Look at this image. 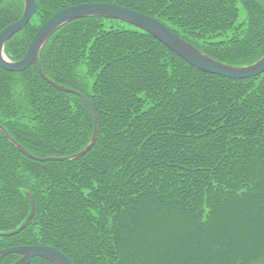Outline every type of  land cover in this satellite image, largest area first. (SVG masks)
I'll use <instances>...</instances> for the list:
<instances>
[{
	"label": "trees",
	"instance_id": "trees-1",
	"mask_svg": "<svg viewBox=\"0 0 264 264\" xmlns=\"http://www.w3.org/2000/svg\"><path fill=\"white\" fill-rule=\"evenodd\" d=\"M115 3L151 15L222 62L264 56V0H37L5 46L22 59L60 10ZM24 0H4L0 32ZM46 75L86 95L97 142L74 160L41 161L0 129V250L49 245L74 264H261L264 261V73L232 79L192 66L144 29L101 16L59 28L41 51ZM0 124L36 157L82 151L90 104L37 63L0 66ZM22 257L12 253L2 261ZM31 264H53L35 257Z\"/></svg>",
	"mask_w": 264,
	"mask_h": 264
},
{
	"label": "water",
	"instance_id": "water-1",
	"mask_svg": "<svg viewBox=\"0 0 264 264\" xmlns=\"http://www.w3.org/2000/svg\"><path fill=\"white\" fill-rule=\"evenodd\" d=\"M4 0H0V6ZM25 9L22 17L5 27L0 32V66L8 71L20 72L28 69L33 63H37L41 75L48 80L51 84L66 92L76 93L83 97L91 106L94 115V134L90 143L80 152L65 157H36L21 144H19L0 124V129L4 134L26 155L41 161H65L74 160L82 157L88 153L95 145L99 135V120L97 111L90 101V99L69 87L61 85L54 80L50 79L44 72L40 60L41 51L50 39V37L63 25L80 18L101 16L119 19L130 24L136 25L145 31L154 35L162 43H164L172 51L176 52L185 61L202 71L218 74L232 79H247L261 75L264 73V56L253 64L244 66H234L222 62L216 58L211 57L200 48L187 42L172 29L157 18L130 9L128 7L115 4V3H84L73 5L60 10L52 15L46 22H44L37 33L34 35L29 44L26 55L17 61L11 60L5 53L6 43L18 32L23 30L31 21L37 10V0H24ZM27 197L31 203L32 211L23 224L11 231L0 232V236H10L22 232L29 222L32 220L36 213V202L32 193L27 192ZM12 253L21 254L22 257L12 264H31L35 257H42L53 264H74L71 258L62 250L49 246V245H18L0 250V264L4 258Z\"/></svg>",
	"mask_w": 264,
	"mask_h": 264
},
{
	"label": "rangeland",
	"instance_id": "rangeland-1",
	"mask_svg": "<svg viewBox=\"0 0 264 264\" xmlns=\"http://www.w3.org/2000/svg\"><path fill=\"white\" fill-rule=\"evenodd\" d=\"M261 264H264V261Z\"/></svg>",
	"mask_w": 264,
	"mask_h": 264
}]
</instances>
